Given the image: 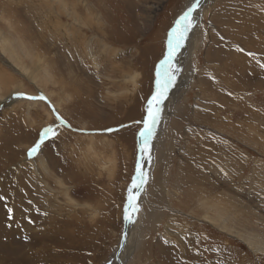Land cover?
Returning <instances> with one entry per match:
<instances>
[{"label": "rangeland", "instance_id": "374dc122", "mask_svg": "<svg viewBox=\"0 0 264 264\" xmlns=\"http://www.w3.org/2000/svg\"><path fill=\"white\" fill-rule=\"evenodd\" d=\"M187 2L0 0V264H114L134 122ZM206 2L161 106L126 264H264V0ZM52 108L70 127L29 158L59 125Z\"/></svg>", "mask_w": 264, "mask_h": 264}, {"label": "snow or ice", "instance_id": "6c2138e0", "mask_svg": "<svg viewBox=\"0 0 264 264\" xmlns=\"http://www.w3.org/2000/svg\"><path fill=\"white\" fill-rule=\"evenodd\" d=\"M201 3L202 0H193L170 28L167 34L166 52L163 59H161L156 65L153 90L145 102V114L141 120L134 122L142 125L138 132L139 152L142 155L138 157L136 174L133 176L131 186L127 190V203L123 215L124 220L130 224L135 223L133 214L139 212V205L136 203V200L140 195L143 186L147 183V173L141 170L140 160L145 156H149V153L151 152V141L155 138L156 128L160 122V113L162 111L161 106L164 101L168 99V94L171 89L175 87L177 77L181 72V67L178 62L180 49L184 47L185 41L189 38L188 34L197 27L193 14L200 8ZM260 67L264 68V64L260 65ZM16 95L29 101L47 99L43 94L33 96L23 92H17ZM51 110L56 115V120L59 121V125L53 126L50 124L40 131L38 140L27 150L29 158L35 157L40 153L41 146L46 140L50 138L54 140L59 135L57 129L60 125L70 127V125H67V122L56 113L55 108H52ZM124 126L125 125H121V127ZM115 130L116 129L108 128L105 131L112 132ZM134 189L136 190L135 192L133 191ZM126 239L127 233H124V242L120 243L119 247L124 248L126 246ZM109 264H111V262H109Z\"/></svg>", "mask_w": 264, "mask_h": 264}, {"label": "bare ground", "instance_id": "6f19581e", "mask_svg": "<svg viewBox=\"0 0 264 264\" xmlns=\"http://www.w3.org/2000/svg\"><path fill=\"white\" fill-rule=\"evenodd\" d=\"M188 2H187V5L185 6V8L183 9V11H185L186 10V8L190 5V3L191 2H193V0H187ZM207 2H206V0H202V3H201V5H200V8L193 14V16L195 17L196 16V14H198L199 15V13L202 11V9H203V7H204V5L206 4ZM208 4V3H207ZM207 8V7H206ZM183 11H182V13H183ZM198 12V13H197ZM181 13V14H182ZM202 13V12H201ZM180 16V15H179ZM178 18V17H177ZM187 42V41H186ZM185 45H188V46H190V44L188 43V44H184V46ZM186 49H189V48H187L186 47ZM190 53V52H189ZM188 55H190V54H188ZM189 57L187 56V59H188ZM190 59V58H189ZM192 72V71H191ZM193 73V72H192ZM263 75V74H262ZM252 79V78H251ZM56 81V80H55ZM185 83V82H184ZM61 88V87H60ZM173 95H175V94H173ZM172 97H174V96H172ZM22 98V97H21ZM5 102V104L6 105H8V106H13V105H15V104H18V103H20L21 101H4ZM225 102V101H224ZM58 105V107H60L59 106V104H57ZM167 108V107H166ZM164 110H166L165 108H164ZM256 111H259L258 109L256 110ZM260 112V111H259ZM254 113H256L255 111H254ZM18 124V123H17ZM159 133V132H158ZM161 134H162V132H161ZM161 134H159V137H161ZM161 139V138H160ZM159 141V139L157 140V142ZM6 144V143H5ZM11 144V143H10ZM158 144V143H157ZM11 145H13V144H11ZM44 145V144H43ZM159 145V144H158ZM7 146H9V144L7 145ZM4 147V146H3ZM10 147V146H9ZM5 148V147H4ZM161 148V147H160ZM8 149V148H7ZM10 149V148H9ZM161 151V150H160ZM158 152H159V148H158ZM11 153H13V150H12V152ZM10 153V154H11ZM9 153H8V155H10ZM16 154V153H15ZM41 154V153H40ZM142 154L140 153V156H141ZM150 157V158H149ZM6 158V157H5ZM148 158H149V160H151V159H153L152 158V156H151V154H149V156H145L143 159H141L140 160V163H141V170L142 171H144V172H146V173H148V171L146 170V162H145V160L147 159L148 160ZM2 160V147H1V143H0V161ZM8 160V159H7ZM35 160V159H34ZM33 160V161H34ZM4 161V160H3ZM11 162V161H10ZM5 163V162H4ZM34 163H36L35 164V166H34V168H36V169H43V170H47V168H46V163H44V161H43V159L42 160H39V161H37V162H34ZM228 163V162H227ZM2 164V163H1ZM7 164V163H6ZM231 164V163H230ZM1 166V165H0ZM232 166V165H231ZM224 168V167H223ZM226 168V167H225ZM224 168V169H225ZM0 169H1V167H0ZM34 173H31V175H33ZM40 174V173H39ZM46 174V173H45ZM136 174V173H135ZM13 175V174H12ZM16 175V174H15ZM34 176V175H33ZM36 177V176H35ZM19 178V177H18ZM1 179V178H0ZM16 179V178H15ZM36 180V179H35ZM16 181H19V182H21V184H24V182H22V181H20V180H16ZM25 181H26V179H25ZM46 184V183H45ZM48 184V183H47ZM60 184V183H59ZM58 184V185H59ZM25 185V184H24ZM43 189H44V187H43ZM134 192L136 191L135 189L133 190ZM1 193V192H0ZM31 195V194H30ZM223 196V195H222ZM46 199V198H45ZM229 201V200H228ZM231 201V200H230ZM48 202V201H47ZM239 202V201H238ZM5 205V204H4ZM3 205V206H4ZM15 206V205H14ZM231 207V206H230ZM55 209V208H54ZM11 210V209H10ZM242 210V209H241ZM243 210H244V207H243ZM52 212V211H51ZM243 212V211H242ZM250 212V211H249ZM50 213V212H49ZM239 213V212H238ZM238 215H240V214H238ZM252 215V214H251ZM73 216V215H72ZM244 216V215H243ZM248 216V215H247ZM253 216V215H252ZM250 218V217H249ZM252 218V217H251ZM53 220V219H52ZM78 220V219H77ZM252 220V219H251ZM49 221V220H48ZM252 228V227H251ZM127 232L125 231V233H127V239H126V246L124 247V248H121V247H117V249L115 250V252L113 253V257H114V264H126V260H125V254H126V251H127V249H128V245H129V242H131L130 241V239H131V232H132V226L130 225V223H129V225H128V227H127ZM254 230H255V228H254ZM257 230V229H256ZM133 233V232H132ZM49 240V239H48ZM123 240V239H122ZM63 242V241H62ZM122 242H124V240L122 241ZM41 243H42V241H41ZM45 244H47V243H45ZM57 244V243H56ZM60 244H61V242H60ZM43 245V244H42ZM16 246V245H15ZM48 246V245H47ZM43 248H44V251H39L38 252V254H43V253H48L47 255H49V250L48 249H46V246L44 247L43 246ZM53 253V252H52ZM51 254V253H50ZM57 255V254H56ZM39 256V255H38ZM50 256V255H49ZM40 257V256H39ZM43 257H44V255H43ZM20 262V261H19ZM109 264V263H108Z\"/></svg>", "mask_w": 264, "mask_h": 264}, {"label": "water", "instance_id": "95a60500", "mask_svg": "<svg viewBox=\"0 0 264 264\" xmlns=\"http://www.w3.org/2000/svg\"><path fill=\"white\" fill-rule=\"evenodd\" d=\"M177 19V18H176ZM175 19V20H176ZM174 23H175V21H174ZM174 23H173V25H174ZM164 56V55H163ZM161 59H163V57L161 58ZM160 61V60H159ZM159 61L156 63V65L159 63ZM156 65H155V68H156ZM137 149H138V154H137V159H138V157H140V152H139V137H137ZM128 224L129 223H127L126 221L124 222V233H125V231H126V229H127V227H128ZM123 233V234H124ZM122 239H123V237H122ZM122 241L123 240H121V243H122Z\"/></svg>", "mask_w": 264, "mask_h": 264}]
</instances>
